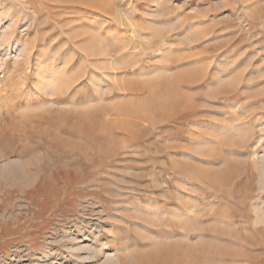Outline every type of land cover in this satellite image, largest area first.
I'll list each match as a JSON object with an SVG mask.
<instances>
[{
	"label": "rangeland",
	"instance_id": "374dc122",
	"mask_svg": "<svg viewBox=\"0 0 264 264\" xmlns=\"http://www.w3.org/2000/svg\"><path fill=\"white\" fill-rule=\"evenodd\" d=\"M149 255L264 264V0H0V264Z\"/></svg>",
	"mask_w": 264,
	"mask_h": 264
},
{
	"label": "bare ground",
	"instance_id": "6f19581e",
	"mask_svg": "<svg viewBox=\"0 0 264 264\" xmlns=\"http://www.w3.org/2000/svg\"><path fill=\"white\" fill-rule=\"evenodd\" d=\"M167 86V85H163L162 84H159L157 85L156 89H158V95L160 97L164 96V93H162L161 91H164L163 88ZM167 88V87H166ZM156 98V97H155ZM170 247V246H169ZM167 249V247H166ZM169 250V249H168ZM150 252V251H149ZM185 253V252H184ZM155 254V253H154ZM159 255V253L157 254ZM154 256V255H153ZM151 255L147 256L149 258V260L152 262V263H158V264H171V262L173 263V259H170L169 255H167L166 257H163V258H158V256H155L153 257ZM160 257V256H159ZM182 258V257H181ZM153 259V260H152ZM159 259H161V261L159 262ZM179 264V263H177Z\"/></svg>",
	"mask_w": 264,
	"mask_h": 264
}]
</instances>
